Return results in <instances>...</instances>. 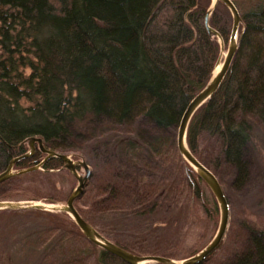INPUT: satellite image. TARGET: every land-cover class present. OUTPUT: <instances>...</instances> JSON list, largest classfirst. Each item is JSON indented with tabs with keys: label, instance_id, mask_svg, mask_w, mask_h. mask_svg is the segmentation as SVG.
<instances>
[{
	"label": "trees",
	"instance_id": "16d2710c",
	"mask_svg": "<svg viewBox=\"0 0 264 264\" xmlns=\"http://www.w3.org/2000/svg\"><path fill=\"white\" fill-rule=\"evenodd\" d=\"M230 1L241 19L239 46L217 92L192 117L186 142L216 178L224 167L233 170L237 191L249 180L253 126L264 133V0ZM210 6L211 0H0V173L27 152L30 137L76 159L85 157L84 144L114 133L123 164L98 184L100 199L82 218L91 224L96 212L150 201L159 173L152 168L165 161L187 106L219 58L217 38L204 27ZM208 24L227 44L232 19L222 3ZM203 136L219 143L216 157L198 153ZM44 157L36 149L14 169ZM62 165L53 158L42 169ZM33 173L0 185L1 199L22 200L16 187L39 174ZM189 185L201 198V179L193 174ZM68 240L56 264H125L78 236ZM223 264H264L263 234L247 233L243 249Z\"/></svg>",
	"mask_w": 264,
	"mask_h": 264
},
{
	"label": "rangeland",
	"instance_id": "374dc122",
	"mask_svg": "<svg viewBox=\"0 0 264 264\" xmlns=\"http://www.w3.org/2000/svg\"><path fill=\"white\" fill-rule=\"evenodd\" d=\"M217 42L220 64L228 43L224 44L218 38ZM176 133L177 130L173 144L168 145L163 154L165 161L159 162L160 167L152 168L159 173L152 178L157 184L153 187L150 201L139 206L122 203L103 214L96 212L89 221L104 238L134 255L159 256L180 262L196 255L212 241L219 226V211L204 183L205 186H200L201 198L195 197L189 176L196 174L179 156ZM116 136L107 134L84 144L85 157L76 158L86 162L92 176L84 195L74 203L79 214L92 207V200L100 199L96 187L123 164L122 149L117 150L113 146ZM219 148L216 139L203 136L198 153L211 159L217 156ZM58 153L70 155L76 161L73 152ZM246 157L250 163V175L243 189H233L234 174L229 168L221 169L217 177L229 206V220L219 247L206 258L205 264H223L243 249L249 232H260L264 236V133L256 126H253L247 143ZM62 167L49 172L43 169L36 171L39 174L16 187L19 188L16 194L24 193L19 195L22 200H2L0 197V202L64 205L77 181ZM78 171L83 173L80 169ZM49 214L52 216L0 211V264H56L68 252V237L78 236L81 242H85L68 215Z\"/></svg>",
	"mask_w": 264,
	"mask_h": 264
},
{
	"label": "water",
	"instance_id": "95a60500",
	"mask_svg": "<svg viewBox=\"0 0 264 264\" xmlns=\"http://www.w3.org/2000/svg\"><path fill=\"white\" fill-rule=\"evenodd\" d=\"M222 3L226 9L229 11L232 19V27L230 32V37L228 40V48L225 53L223 61L220 63V67L217 71L216 68L219 66V60L216 63V67L212 73V76L206 86L195 96V98L187 106L180 123L177 128L176 133V148L179 156L182 160L195 172V174L201 179V181L206 185L212 194L213 198L218 207L219 211V226L216 235L212 241L203 248L196 255L189 257L180 262H175L171 259L159 256H137L134 255L123 248L113 244L101 234H99L90 224H88L78 213L74 207V203L83 195L84 190L88 184L91 176V170L89 166L83 160H73L70 155L58 153L49 149H45L43 145V140L38 137H30L25 143L28 146V150L25 154L13 158L7 168L0 173V185L7 182L8 180L30 174L41 170L46 161L50 159H58L63 163V170L68 171L77 181V186L72 191L70 196L67 198L64 205H49L39 202H11L4 201L0 202V211H13V212H24V211H41L47 213H64L68 215L76 227L81 232L82 236L92 245L97 248L109 253L110 255L116 257L125 264H147V263H158V264H200L206 258L211 255L220 245L229 220V206L227 203L226 196L217 180V178L208 170L204 165H202L195 156L191 153L186 142L187 129L189 123L197 112L207 101H209L217 92L221 83L223 82L234 55L238 49V31L241 23L239 13L230 0H211L212 5L208 9L205 19L204 27L211 38L221 39L216 31L209 27V17L212 14L214 8L218 3ZM37 146V147H36ZM39 149L42 154L45 155L44 159L37 165L26 169L15 170L14 165L21 161L29 159L35 153V150ZM77 169L83 171L82 174L79 173Z\"/></svg>",
	"mask_w": 264,
	"mask_h": 264
},
{
	"label": "bare ground",
	"instance_id": "6f19581e",
	"mask_svg": "<svg viewBox=\"0 0 264 264\" xmlns=\"http://www.w3.org/2000/svg\"><path fill=\"white\" fill-rule=\"evenodd\" d=\"M220 65H221V64H219V66L216 68V70H215V71H217V70L219 69Z\"/></svg>",
	"mask_w": 264,
	"mask_h": 264
}]
</instances>
